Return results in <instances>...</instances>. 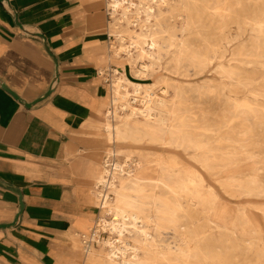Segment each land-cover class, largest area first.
I'll use <instances>...</instances> for the list:
<instances>
[{
    "label": "rangeland",
    "instance_id": "1",
    "mask_svg": "<svg viewBox=\"0 0 264 264\" xmlns=\"http://www.w3.org/2000/svg\"><path fill=\"white\" fill-rule=\"evenodd\" d=\"M101 1L103 31L109 34L106 50L114 63L119 62L117 65L126 63L123 70L113 67L101 71L108 85L104 111L109 106L117 69L129 81L140 82L142 88L136 92L124 82L130 96L110 106L113 122L127 119L156 136L151 139L145 135L137 141L125 142L119 156L123 164L128 157L129 162L137 159L159 166L158 185L142 186L132 193L136 200L134 212L142 221L139 228L145 229L147 236L129 228L132 235L127 237L137 248L135 258L128 253L130 263L264 264V59L239 54L242 44L249 53L256 33L246 27L241 38L222 41L214 47L217 50H209V42H215L220 34L202 15L200 20L195 17L198 22L185 31L188 49L181 53L177 52L175 40L163 42L160 37L156 47H144L149 56L141 58L131 51L130 58L121 51L116 57L111 48L113 43L118 44L111 32L115 18L109 14L107 0ZM142 1L153 4L152 0ZM154 13L163 26L179 24L170 19V14H157V7ZM195 53L199 56L192 59ZM143 65H148V69L144 71ZM220 65L235 73L229 77L220 70ZM145 106L152 108L149 116L131 114L132 108ZM96 121L97 117L91 119ZM98 135L94 128L82 127L73 136L75 153L70 161L74 162V172L89 185L93 161L100 168L106 156L104 149L109 146L102 145L101 129ZM97 139L102 140L100 146ZM117 176L123 183L131 179L126 172H117ZM169 188H174V192ZM216 209L227 213L225 221L215 215ZM94 220L85 232L92 228ZM80 234L79 249H75L78 264H109L102 256L103 243L97 247L94 239L91 246L97 248L96 256L83 254ZM108 235L101 233L105 239Z\"/></svg>",
    "mask_w": 264,
    "mask_h": 264
},
{
    "label": "crops",
    "instance_id": "2",
    "mask_svg": "<svg viewBox=\"0 0 264 264\" xmlns=\"http://www.w3.org/2000/svg\"><path fill=\"white\" fill-rule=\"evenodd\" d=\"M103 9L101 0H0V264L79 263L72 236L100 210L90 196L99 168L93 161L91 185L74 172L73 136L82 127L99 136L101 71L126 67L106 50Z\"/></svg>",
    "mask_w": 264,
    "mask_h": 264
},
{
    "label": "bare ground",
    "instance_id": "3",
    "mask_svg": "<svg viewBox=\"0 0 264 264\" xmlns=\"http://www.w3.org/2000/svg\"><path fill=\"white\" fill-rule=\"evenodd\" d=\"M152 2L153 4H147L142 0H139V2H134L133 0H107L106 6L109 10V14L115 18L113 25H111L112 31H110L116 36V41L118 43L117 45L113 43L111 46L116 57H119L121 51L126 52L130 58H132L131 51H136L141 58L146 55L149 56L150 53H148L144 47L146 45L150 46V48L156 47L160 37L163 42H166L168 39L175 40L177 52L181 53L188 49L184 39L185 31L190 25L192 26L196 24L202 15H204L214 24V29L218 30V34H220V37L216 39L215 42H209V50H217L218 47L216 49L214 47L221 44L222 41L229 42L231 38H241L246 27H250L251 31L256 33V36L251 43L252 47L249 49V53H246L244 44H242L243 46L240 49L239 54L250 55L256 59H264V0H152ZM154 7H157V14H170V19L177 20L179 24L173 22L172 24H165L163 26L162 23L157 21V16L153 15L155 14ZM195 17L198 20H195ZM152 18H154V22H151ZM232 24L235 26L232 27ZM196 56H199L198 53H195L192 56V59ZM142 68L145 71L148 69V65H143ZM219 68L228 76L235 73L233 69H226L221 65ZM114 72L117 76L112 79V87L110 90L111 99L107 108L108 121L105 124L95 123V126L101 128L104 133L103 145H109L104 149L106 156L103 159L101 167L94 179L93 187L90 190V196L92 197L94 204H99L100 214L96 216L92 228H90L88 232L81 233L79 239L81 236L94 239L97 243V247L103 243V250L101 251L103 253L102 256L109 261V264H135L134 262L130 263V259H128L127 256L128 253H130L132 254V258H135L137 248L127 235H132L130 229H135L145 237L147 236V232L145 229L139 228V224L142 223V221L140 216L134 212L136 200L132 193L142 186L150 184L157 186L159 183V166L157 163L140 162L137 159H130L129 162L128 157H126L123 164V162H119V156L123 152L122 149L125 142L137 141L145 135L149 136L151 139H155L156 136L147 130L140 129L138 126L131 124L127 119L120 123L113 122V112L110 110V106L117 104L118 101L122 99H125L126 101L127 96L129 95L128 87H126L124 82L127 86L131 85L136 92L142 88L140 82L129 81L127 78L123 77V74L117 69H114ZM141 75L142 78L146 77L143 71ZM154 101H156V99ZM151 111V106H145L143 109L132 108L131 114L133 115L138 112L143 116H149ZM250 111H253V109H250ZM195 129L193 128V130ZM96 133L98 132L96 131ZM117 172L119 174H123V172L129 173L131 179L128 182L123 183L121 177L117 176ZM172 190L174 192L175 189L173 188ZM177 199H179V197ZM177 203L180 204L178 201ZM215 215H218L221 221L227 219V213L220 211V209L215 210ZM244 218L245 217H243V219ZM101 233H108L109 235L105 239V237L103 238L101 236ZM153 234L155 233L153 232ZM260 237L261 236L259 235V238ZM77 238L78 233L72 236V245L75 248H77L78 244V241L76 240ZM230 241L233 240L231 239ZM81 243L82 241L80 240V245L82 246ZM154 243L156 244V242ZM82 248L85 253H90L95 249L92 246L89 248L82 246ZM96 254L94 253L92 255L96 256Z\"/></svg>",
    "mask_w": 264,
    "mask_h": 264
},
{
    "label": "built area",
    "instance_id": "4",
    "mask_svg": "<svg viewBox=\"0 0 264 264\" xmlns=\"http://www.w3.org/2000/svg\"><path fill=\"white\" fill-rule=\"evenodd\" d=\"M108 81V79L106 80ZM93 239H90L89 237L81 236L82 246L89 248L91 246V242ZM84 250V249H83Z\"/></svg>",
    "mask_w": 264,
    "mask_h": 264
},
{
    "label": "water",
    "instance_id": "5",
    "mask_svg": "<svg viewBox=\"0 0 264 264\" xmlns=\"http://www.w3.org/2000/svg\"><path fill=\"white\" fill-rule=\"evenodd\" d=\"M10 93L15 97V98H18V96L17 95H15L13 92H11L10 91ZM19 99V98H18ZM38 101V100H37ZM20 210H19V213H20V211H21V209H22V207H23V204H22V202L20 201ZM19 213L17 214V217H18V215H19ZM1 226H5V225H1Z\"/></svg>",
    "mask_w": 264,
    "mask_h": 264
}]
</instances>
